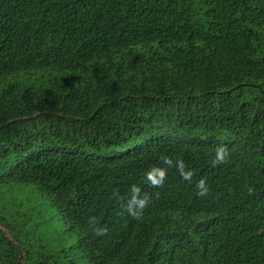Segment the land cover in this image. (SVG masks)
I'll return each instance as SVG.
<instances>
[{
  "label": "trees",
  "instance_id": "obj_1",
  "mask_svg": "<svg viewBox=\"0 0 264 264\" xmlns=\"http://www.w3.org/2000/svg\"><path fill=\"white\" fill-rule=\"evenodd\" d=\"M0 264H264V0H0Z\"/></svg>",
  "mask_w": 264,
  "mask_h": 264
}]
</instances>
